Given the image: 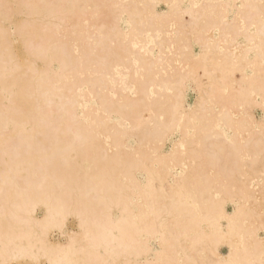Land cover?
<instances>
[{"label": "bare ground", "instance_id": "1", "mask_svg": "<svg viewBox=\"0 0 264 264\" xmlns=\"http://www.w3.org/2000/svg\"><path fill=\"white\" fill-rule=\"evenodd\" d=\"M0 264H264V0H0Z\"/></svg>", "mask_w": 264, "mask_h": 264}, {"label": "rangeland", "instance_id": "2", "mask_svg": "<svg viewBox=\"0 0 264 264\" xmlns=\"http://www.w3.org/2000/svg\"><path fill=\"white\" fill-rule=\"evenodd\" d=\"M158 10H159L161 13H164V12L166 11V7H165L164 5H160V6H158ZM186 19L188 20L187 17H186ZM194 51H195L196 54H198V52H199L198 46H195ZM54 70H55V71L57 70V66H56V68H55ZM192 91H193V92H192ZM195 93H196V91H194V86H193V87H192V90H191V91L189 92V94H188V103H189V104H192V103L194 102V100H195V98H196V95H197V94H195ZM254 115H255V117L257 118V120H260V119L262 118V111L259 110V109H256L255 112H254ZM165 149L168 150V149H169V145H168ZM227 211H228V213H232V211H233V206H228V207H227ZM69 226L72 227L71 224H70ZM261 235H262V234H261ZM227 251H228V249H227L226 247H224V246H222V248H220V253H221L222 256L227 255V253H228Z\"/></svg>", "mask_w": 264, "mask_h": 264}]
</instances>
